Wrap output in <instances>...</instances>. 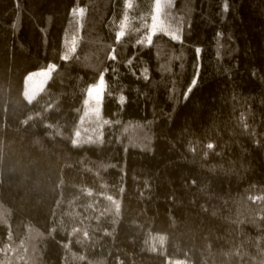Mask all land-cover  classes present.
Returning a JSON list of instances; mask_svg holds the SVG:
<instances>
[{"label": "trees", "instance_id": "1", "mask_svg": "<svg viewBox=\"0 0 264 264\" xmlns=\"http://www.w3.org/2000/svg\"><path fill=\"white\" fill-rule=\"evenodd\" d=\"M224 3L174 0L183 43L143 47L123 0H0V264H264V0Z\"/></svg>", "mask_w": 264, "mask_h": 264}, {"label": "snow or ice", "instance_id": "2", "mask_svg": "<svg viewBox=\"0 0 264 264\" xmlns=\"http://www.w3.org/2000/svg\"><path fill=\"white\" fill-rule=\"evenodd\" d=\"M228 3L225 0L223 10L228 11ZM174 0H147V7L142 11L140 0H123V14L118 23V31L115 32L116 43L119 44L124 41L126 36H134V46L150 47L154 44V37L163 35L169 37L170 40L183 43V27L185 23V17L177 15L173 12ZM190 11V9H189ZM86 9L82 7L73 8L71 15L79 23L85 15ZM219 35V34H218ZM75 39L73 40V45ZM75 50L74 46L69 48L62 59H67L69 54ZM113 48L112 54L109 56L110 60L115 61L117 56ZM197 57H199L202 49L197 47L195 49ZM219 54V49H218ZM182 55V54H181ZM179 59L180 57H176ZM133 63L132 59H129L127 66H131ZM55 64L48 66L49 71L56 70ZM108 69H104L99 75L98 81L89 86L88 92L94 99L95 103L102 104L103 97L107 88L105 75ZM115 71V69H113ZM198 72V70H197ZM135 75V72H133ZM143 79L148 80L149 70L144 67L141 71ZM197 83L196 79H193L192 86L189 87L185 93V99L188 94L192 91V87H195ZM126 97L120 95L118 103L124 104ZM215 145L208 143L207 148L213 149Z\"/></svg>", "mask_w": 264, "mask_h": 264}, {"label": "rangeland", "instance_id": "3", "mask_svg": "<svg viewBox=\"0 0 264 264\" xmlns=\"http://www.w3.org/2000/svg\"><path fill=\"white\" fill-rule=\"evenodd\" d=\"M53 71L48 70V66L31 72L26 78V87L24 96L28 101L35 99L37 94L44 88L48 80L50 79ZM102 104L94 102L93 97L87 92L86 100L82 111V120L90 115H100Z\"/></svg>", "mask_w": 264, "mask_h": 264}]
</instances>
